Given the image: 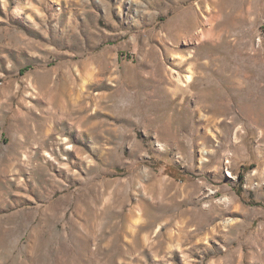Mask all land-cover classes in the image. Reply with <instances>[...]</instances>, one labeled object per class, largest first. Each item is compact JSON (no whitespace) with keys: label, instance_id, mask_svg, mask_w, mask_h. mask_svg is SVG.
Listing matches in <instances>:
<instances>
[{"label":"rangeland","instance_id":"374dc122","mask_svg":"<svg viewBox=\"0 0 264 264\" xmlns=\"http://www.w3.org/2000/svg\"><path fill=\"white\" fill-rule=\"evenodd\" d=\"M0 264H264V0H0Z\"/></svg>","mask_w":264,"mask_h":264}]
</instances>
